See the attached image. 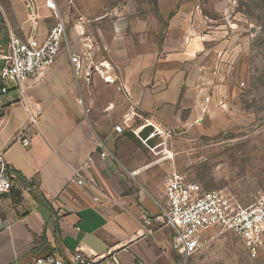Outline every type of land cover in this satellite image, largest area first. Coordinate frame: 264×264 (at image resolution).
<instances>
[{
  "label": "crops",
  "instance_id": "crops-1",
  "mask_svg": "<svg viewBox=\"0 0 264 264\" xmlns=\"http://www.w3.org/2000/svg\"><path fill=\"white\" fill-rule=\"evenodd\" d=\"M31 1L33 10L26 0L0 5V69L10 32L40 43L56 24L45 0ZM71 2H56L67 46L30 81L25 105L14 87L3 93L0 84V155L13 176L10 193L0 195V264L68 259L78 248L118 264H179L174 228L154 218L166 205L163 177L174 170L168 140L203 107L193 82L211 36L195 17L174 15V0H158L157 15L130 0L125 17L110 21L97 20L109 8L92 17ZM78 15L91 21L92 61L104 65L106 81L88 67L76 74L70 63V54L82 53ZM154 128L170 134L164 144L151 136ZM90 156L85 183H71V170Z\"/></svg>",
  "mask_w": 264,
  "mask_h": 264
},
{
  "label": "rangeland",
  "instance_id": "rangeland-1",
  "mask_svg": "<svg viewBox=\"0 0 264 264\" xmlns=\"http://www.w3.org/2000/svg\"><path fill=\"white\" fill-rule=\"evenodd\" d=\"M72 1L94 11L93 17L121 0ZM56 2L65 7L66 0ZM131 3L158 13V0ZM258 6L248 0H174V15L195 17L201 33L211 36L193 82L202 95L200 115L168 140L174 170L203 191L229 194L243 208L264 193V7ZM205 239L186 261L178 257L179 264H264V247L252 257L232 233L211 231Z\"/></svg>",
  "mask_w": 264,
  "mask_h": 264
},
{
  "label": "built area",
  "instance_id": "built-area-1",
  "mask_svg": "<svg viewBox=\"0 0 264 264\" xmlns=\"http://www.w3.org/2000/svg\"><path fill=\"white\" fill-rule=\"evenodd\" d=\"M68 2L71 6V0ZM129 2L130 0H121L97 20L123 19L128 11ZM45 7L52 12L56 24L48 30L40 43L36 42L33 37L23 40L15 33L10 32L6 54L0 69V84L3 86L1 91L5 93L8 86L11 85L17 90L24 105V95L31 85L30 81L38 78L43 71L52 67L62 45L65 43L67 46L66 26L58 13L55 0H45ZM26 8L33 10L31 0H26ZM90 22L80 15L74 19L73 28L79 37L82 53L81 55L70 54L69 60L76 74L84 67H88L89 71L93 70L106 81L104 65L102 63L94 64L92 61L94 43L86 32V25ZM31 121L35 123V119L32 118ZM115 131L121 132L122 130L120 127H115ZM151 136H161L162 144H164L170 134L154 128ZM21 144L27 147L29 142L27 139H22ZM98 147L102 149L98 154L99 157L107 158L109 153L104 145L100 143ZM154 149L150 148V151L153 153ZM163 151L166 152L164 148ZM153 154H157V152ZM164 157L172 158L170 153H165ZM93 161V156H90L81 167L72 169L70 182L77 185L84 184L86 180L83 171L89 168ZM12 178V174L0 155V195L10 193ZM163 186L166 205L154 218V221L174 228L171 247L183 261H186L204 246L205 235L211 231L232 233L241 240L245 250L252 257H255L264 247V193H261L251 206L243 208L234 203L229 194L218 190L203 191L199 185L187 183L175 170H171L163 177ZM150 222L151 220H146V223ZM106 259L78 248L68 259H61L55 254H50L36 258L30 264H118L113 256L109 262Z\"/></svg>",
  "mask_w": 264,
  "mask_h": 264
},
{
  "label": "trees",
  "instance_id": "trees-1",
  "mask_svg": "<svg viewBox=\"0 0 264 264\" xmlns=\"http://www.w3.org/2000/svg\"><path fill=\"white\" fill-rule=\"evenodd\" d=\"M252 4H258V7H264V0H248ZM263 21H264V16H263Z\"/></svg>",
  "mask_w": 264,
  "mask_h": 264
}]
</instances>
